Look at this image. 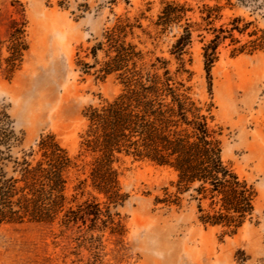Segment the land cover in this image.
<instances>
[{
  "label": "rangeland",
  "instance_id": "1",
  "mask_svg": "<svg viewBox=\"0 0 264 264\" xmlns=\"http://www.w3.org/2000/svg\"><path fill=\"white\" fill-rule=\"evenodd\" d=\"M170 4L180 18L166 19ZM120 19L132 25L125 40L142 51L141 63L168 70L181 102L212 116L223 160L254 186L255 209L236 233L202 223L188 193L159 200L165 188L174 192L176 173L148 159L124 155L115 165L124 201L92 185L85 112L124 89L118 72H99L106 46L96 56L92 48ZM186 27L191 41L178 53ZM215 35L209 76L204 46ZM48 134L76 163L70 205L95 200L101 213L69 226L0 224V264H264V0H0V155L20 156Z\"/></svg>",
  "mask_w": 264,
  "mask_h": 264
},
{
  "label": "trees",
  "instance_id": "2",
  "mask_svg": "<svg viewBox=\"0 0 264 264\" xmlns=\"http://www.w3.org/2000/svg\"><path fill=\"white\" fill-rule=\"evenodd\" d=\"M169 9L164 11L166 19L173 14L176 19L181 17L178 8L170 4ZM131 27L120 19L106 32V41L92 48L96 56L98 49L106 46L107 60L99 69L102 77L118 72L124 83L122 93L114 99L90 105L85 112L88 125L81 147L82 154L91 157L92 185L110 201H124L127 194L121 192L120 166L115 165L124 155L148 159L176 173V180L171 182L174 192L165 188L166 197L159 200L177 203L179 194L188 193L190 200L197 202L202 223L236 233L255 209L254 186L223 160L220 132L211 125L212 116L203 113L197 103L181 102L170 84L168 70L159 75L141 63L142 51L125 40ZM191 37L192 31L186 27L175 50L180 53ZM220 39L222 35H215L204 46L209 76L218 59ZM252 43V50L258 48L256 41ZM169 96L171 100L167 101ZM74 165L54 134L42 137L37 148L25 150L20 156L0 155V224H52L59 219L69 226L85 214L98 217L101 208L95 200L76 209L70 205L67 174Z\"/></svg>",
  "mask_w": 264,
  "mask_h": 264
}]
</instances>
